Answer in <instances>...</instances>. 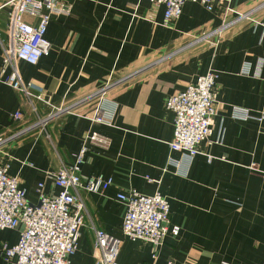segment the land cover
Here are the masks:
<instances>
[{
    "label": "crops",
    "instance_id": "1",
    "mask_svg": "<svg viewBox=\"0 0 264 264\" xmlns=\"http://www.w3.org/2000/svg\"><path fill=\"white\" fill-rule=\"evenodd\" d=\"M58 1L69 11L47 26L48 56L16 67L35 95L68 113L18 134L52 108L34 100L33 112L3 83L6 69L0 75V164H9L8 175L35 206L39 184L41 194H58L50 175L73 163L89 134L109 139L105 152L88 144L82 177L113 183L102 193H81L88 218L69 264H96L92 223L123 240L119 264H264V0H226L211 12L187 3L169 27L165 7L148 0ZM6 14L0 11V69ZM246 64L249 74L242 72ZM211 71L219 74L217 115L212 135L188 164L170 149L175 116L166 100ZM100 107L114 114L111 125L93 121ZM234 108L254 118L236 120ZM132 190L170 202L169 233L157 257L152 245L123 234L126 207L117 197ZM18 239V229L0 231V264H9L2 246Z\"/></svg>",
    "mask_w": 264,
    "mask_h": 264
},
{
    "label": "built area",
    "instance_id": "2",
    "mask_svg": "<svg viewBox=\"0 0 264 264\" xmlns=\"http://www.w3.org/2000/svg\"><path fill=\"white\" fill-rule=\"evenodd\" d=\"M155 6H164L163 25L169 27L182 16L187 3L202 5L213 11L226 0H148ZM7 9L6 43L2 46V66L0 75L10 69L3 83L21 94L33 112L34 100L43 101L41 96L32 92V86L25 84L17 70L18 61L36 65L42 57L49 54L50 45L45 38L47 26L53 16L67 14L69 8L58 0H3L0 11ZM248 18L247 15L238 21ZM249 74L250 66L242 71ZM219 74L208 72L199 76L188 88L170 96L166 109L174 119V137L169 146L172 152L181 153L190 164L200 154V145L212 135L214 118L217 115V84ZM52 108L44 119L18 134L33 128H44L53 118L68 113L69 108ZM114 114L107 107H100L93 121L111 125ZM232 117L236 120L253 119L249 110L234 108ZM18 120L20 114H14ZM260 118V120H263ZM79 154L70 165L61 164L50 175L59 192L55 196L41 194L42 184L38 185L39 203L29 206L25 191L19 187L16 177L8 175L9 164H0V231L19 230V239L12 247L2 246L1 255L9 264H69V259L77 252L81 230L85 226L88 211L82 192L98 194L107 190L113 183L112 178L94 176L83 178L82 166L90 151L89 145L105 152L110 147L109 139L97 132L89 134ZM89 144V145H88ZM211 162L214 158L207 156ZM117 199L125 207L122 231L131 241H143L152 245L154 257L163 245L170 228L171 207L169 200L156 193L148 196L136 190L120 194ZM94 250L96 264H119L123 240L94 226ZM169 264H172L171 262Z\"/></svg>",
    "mask_w": 264,
    "mask_h": 264
},
{
    "label": "rangeland",
    "instance_id": "3",
    "mask_svg": "<svg viewBox=\"0 0 264 264\" xmlns=\"http://www.w3.org/2000/svg\"><path fill=\"white\" fill-rule=\"evenodd\" d=\"M27 205H29V204H27ZM29 206H31V205H29Z\"/></svg>",
    "mask_w": 264,
    "mask_h": 264
}]
</instances>
